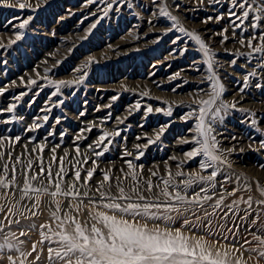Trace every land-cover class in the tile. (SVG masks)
Here are the masks:
<instances>
[{
    "label": "rangeland",
    "instance_id": "1",
    "mask_svg": "<svg viewBox=\"0 0 264 264\" xmlns=\"http://www.w3.org/2000/svg\"><path fill=\"white\" fill-rule=\"evenodd\" d=\"M185 1L7 0L12 5L9 7L5 6V0H0V45H3L0 47V139L8 138L2 149L5 157L0 160V175H3L5 162L11 169L16 158H20V163L15 164V185L7 190L10 193L7 200L2 198L5 190L0 189V204L17 206V218L22 227L37 225L35 231L23 237H19L21 226L12 225L11 229H5V232L15 231L17 237L25 241L22 247L26 250L30 251L31 245L40 240L41 231H47L40 225L50 224L53 229L56 227L50 218L51 212L56 210L51 196L40 194L39 211L35 216L25 206L31 207L36 194L29 193L31 200L28 197L21 199L20 189L24 183L22 173L27 170L29 160L33 162V172L38 175V157L42 156L45 169L52 164L55 176L59 158L63 157L66 174L62 188L67 190L69 185L76 184L84 205H88L89 198L100 200L96 189L105 171L111 177V187L105 184L103 191L110 196H118V187H122L133 202H138L137 194L147 197L149 201H155L157 197L159 201L165 200L160 195V189L164 187L162 180L169 178V170L173 175V184L178 189H183L182 181L190 174L208 176L214 170L200 168V163L206 160L202 155L191 160L184 155L196 146L191 141L196 136L194 125L197 118L193 116L186 120V114L193 109L198 114L199 104L193 101L207 99L206 93L211 89V82L205 79L209 75L207 64L203 53L198 50L199 46L186 34L174 28L169 31L173 22L159 14L162 5H166L171 15L177 17L178 26L201 36L214 53L213 71L225 88L222 99L225 103L238 102L236 110L230 109L227 114L221 111L222 124L217 118L213 125V134L219 141L220 152L217 154L222 153V158L227 161L216 165L218 175L215 192H231L233 188L239 187L236 196H228L225 204H230L238 197L247 199L251 195L254 198L253 209H260L261 206L255 200L261 198L257 186H264V147H261V141H264V87L257 88L256 84L264 85V53H255L246 46L251 35L259 36L264 32V14L257 10L260 0H255L252 7L246 5L245 9L233 6L231 0H203V3L190 0L188 4ZM19 3L25 7L20 8ZM239 3L240 0H237V5ZM244 10H249V19H237ZM230 12L236 15L230 17ZM257 15L261 16L260 21H256ZM25 20L28 22L24 28H20ZM204 20L210 22L215 36L223 42L215 43L210 35L201 33L197 22ZM250 22L257 23L258 28L253 30ZM17 35L21 38L16 39ZM224 36H227V40H224ZM241 38L245 40L243 46L239 43ZM252 43L255 46L260 41L254 40ZM233 60L235 65L231 64ZM188 65H196L201 71H193L189 76L179 75V70ZM253 71L256 75L248 77V86L245 87L244 77ZM241 88H244L243 93ZM12 106L14 108L9 112ZM149 107L152 108L151 112L147 111ZM169 108L172 109L171 116L166 115ZM212 115L210 111L208 121ZM252 120L256 123L253 124ZM105 133L108 134L107 138L98 143ZM233 135L236 136L235 140L231 139ZM139 136L144 137V140L133 145ZM16 137H20L18 142ZM9 140L12 141L10 148ZM150 140L154 143H148ZM40 146L44 149L42 153ZM53 148L56 163H52ZM105 148L108 151L104 155H95ZM9 150L12 153L11 160L7 157ZM140 153L143 155L136 159ZM85 157L87 163H83ZM93 161H96V170L85 186L83 182L87 171L93 167ZM127 161L143 165L142 172L136 169V182L131 177L124 179V173L128 171ZM178 164L181 165L179 169ZM77 169L81 172L79 183L74 179ZM177 171H182L184 175L175 176ZM33 172H28V175L31 176ZM7 175L11 179V171ZM117 177L122 181L119 184ZM226 177L230 178L221 187ZM149 180L154 185L152 192L146 190ZM32 184L54 190L44 176H39ZM157 184L159 187H155ZM245 186H250L251 192L245 190ZM134 187L137 192L132 191ZM201 187L207 185L193 184L187 195L191 197ZM85 192L87 198L84 197ZM215 198H219L218 195ZM57 199L61 202V216L68 213L78 220H82L83 216L88 220L86 208L82 207L79 214L74 211L72 206L78 201L63 196ZM211 203L213 201L205 204L209 211ZM246 207L243 203L240 205L241 209ZM20 212H24V216ZM198 214L202 216L203 212L198 209ZM255 214L253 211L248 222ZM219 215L222 213L218 212ZM243 215L244 212L240 211L239 216ZM239 216L230 217L227 226L234 227L232 220L235 219L240 224L239 243H244L243 238L247 236L251 244L245 247H255L259 251L260 246L245 231L248 223H242ZM189 218L195 220L190 213ZM209 219H213L214 228L217 224L225 223L212 217ZM260 223H264V216L251 230L256 232ZM257 235L261 233L257 232ZM208 238L223 240L217 236ZM10 239L12 243H17L16 238ZM4 242L5 235L0 232V243ZM225 242L235 243L231 239ZM47 246L46 241L38 264H48ZM37 248L39 251L38 243ZM241 251L248 264H264L258 251L251 254L252 259H248L249 253L244 249ZM6 254H9L7 249L0 255ZM0 264H7V260H0Z\"/></svg>",
    "mask_w": 264,
    "mask_h": 264
},
{
    "label": "snow or ice",
    "instance_id": "2",
    "mask_svg": "<svg viewBox=\"0 0 264 264\" xmlns=\"http://www.w3.org/2000/svg\"><path fill=\"white\" fill-rule=\"evenodd\" d=\"M89 2H95V0H89ZM155 2V0H154ZM203 3V0H199ZM233 6H238L241 9H245L246 5L252 7L255 4V0H240L237 5V0H231ZM5 6H12L5 0ZM20 8H24L23 3H19ZM30 7V5H29ZM177 8L179 5L176 6ZM257 10L264 14V0H260ZM107 10H105V15ZM159 14L163 17H167L172 21V26L169 28L171 31L173 28L180 33L186 34L191 41H194L199 46L198 50L203 53L205 63L207 64L209 75L205 78L211 82V89L207 92V99L194 100V103L199 104L198 114L197 110L186 114L185 119L196 116L197 122L194 125L196 136L193 137L191 143L196 145L190 151L184 155L187 159L191 160L197 156H203L206 160L200 163L202 170L213 168L214 170L208 176L197 174H190L186 179L182 181L183 189H178L173 184V175L169 170V178L163 179V188L160 189V195L165 200L159 201V197L155 201H149L147 197L137 194V201L133 202L131 196L125 193L122 187H118V196H110L107 192L103 191L105 184L111 187V177L108 171L103 173V180L97 187V192L100 194V200L95 201L89 198L88 205L83 204L80 192L76 188V184H71L65 190L62 188V181L64 179L65 168L64 158H59L58 171L55 176L52 172V164H49L47 169L43 165V157L40 156V172L35 174L32 169V161L29 160L27 163V170L22 174L24 175L23 187L20 189L21 199L28 197L29 193H35V202L31 207L25 206L27 211L31 212L33 216L37 215L40 205V194L46 193L52 197V202L56 206V210L51 212L50 218L53 223L56 224L55 229L50 224H42L39 227L47 229V231L40 232V240L37 242L40 245L39 251L37 243L31 245V250H26L22 245L25 241L19 239V237L26 236L29 232L35 231L37 225L31 224L27 228L21 226V221L17 218V212L19 209L15 204L10 207L6 204H0V232L5 235V242L0 243V254L5 253V249L9 254L0 255V260H7V264H38L41 261V255L44 252V245L47 241V261L48 264H248V260L244 257V251L249 253L248 259H252V253L257 252L258 249L255 247L247 248L245 245L251 244V241L245 236L244 243H239L240 236V224L236 223V220H232L234 227H228L227 221L230 217L239 216L240 211L244 212L243 216H239V220L242 223H248V227L245 229L247 234H250L254 241L260 246L258 256L264 259V223H260L256 228V232L251 229L257 225L258 220L261 216H264V186L258 185V191L260 199H256L255 203L260 205V209H253L254 198L249 195L247 199L238 197L233 199L230 204H225V200L228 196H236V192L240 188H233L231 192L220 191L215 192L216 189V177L218 175V169L216 165L227 163L225 158H222L223 154H217L220 152L219 141L216 139L215 128L213 125L217 122L223 123V117L220 116L221 111L225 114L231 109L236 110L238 102L225 103L222 99L223 93L225 92L224 85L221 83L219 76L213 71V56L209 47L201 39V36L195 31H186L182 26H178L177 17L171 15L167 10L166 5L160 7ZM236 15L234 12H230V17ZM250 16L249 10H244L241 17L237 19L248 20ZM256 21L261 20V16L255 17ZM28 21L25 20L20 24V28H24ZM151 23V22H150ZM235 23V21H233ZM241 27V25H236ZM250 27L255 30L258 28L257 23L250 22ZM224 31H227L226 29ZM243 31V29H242ZM20 35H17L16 39H20ZM224 40H227V36H224ZM258 40L260 43L253 45V41ZM14 42V41H10ZM223 42V41H222ZM239 43L245 45V40L241 38ZM3 45H0L2 47ZM248 48L252 49L255 53H264V32L259 36L253 34L247 40ZM232 65H235V60L231 61ZM264 66V65H262ZM256 73L253 71L245 75V87L248 86V77L255 76ZM35 83V81H30ZM59 87V86H57ZM257 88L264 87L259 83L256 84ZM241 93L244 92V88L240 89ZM219 102V104H217ZM216 105L214 111L213 106ZM14 106L8 109L9 112L13 110ZM139 108V105H137ZM148 112L152 111V108L147 109ZM160 111V109H157ZM213 112L212 119L207 120L209 112ZM166 115H172V109L169 108ZM254 115V114H253ZM48 119L47 116L44 117ZM255 124L256 121L252 120ZM38 127V125H34ZM163 128L161 129V133ZM119 135V133H116ZM107 133L102 135L98 143L103 142L107 138ZM8 138L0 139V160H4L5 151L4 141ZM20 137H16L15 140L18 142ZM159 139V135L157 136ZM232 140L236 139V136L231 137ZM187 142V141H186ZM148 143H154V141H148ZM12 141L9 140V148L11 147ZM261 147H264V141H261ZM43 146H40L41 153L43 152ZM35 151V149L33 150ZM108 148H105L101 152L95 153V155L102 156L104 152H107ZM231 151V150H230ZM52 163L57 162L55 156V148L52 149ZM77 156L80 155L79 147L76 148ZM67 155V153H65ZM129 155V153H125ZM143 153L136 156L139 159ZM8 160L12 159V153L9 150L7 152ZM171 159H175L172 157ZM88 159L85 157L83 163H87ZM20 163V158L17 157L13 162L11 169H9L8 162L3 165V175H0V189L5 190L2 198L7 200L10 193L7 191L15 185L17 169L15 164ZM79 163V161H77ZM93 167L87 171L86 178L84 179V185L88 184V181L93 177L96 170V161H93ZM230 166V165H229ZM180 164L177 165L179 169ZM128 171L124 173V179L131 177L133 182L137 181L138 173L136 171L139 168L142 172L143 165H135L132 161H127ZM11 171V179L8 177V173ZM28 172H33L31 176ZM45 172L47 173L45 175ZM156 175L155 172L152 173ZM182 171H177L175 176H183ZM39 176H44L48 181L49 186L53 187L54 190L49 191L48 187H35L32 181H35ZM230 177H226L221 182V187ZM74 179L77 183L81 180V172L77 169L74 173ZM118 184L120 178L117 177ZM193 184L207 185V187H201L198 192H195L191 197L187 195L188 190ZM154 185L149 180L147 181V191L152 192ZM159 187V185H155ZM173 189L169 191V189ZM245 190L251 192L250 186H245ZM133 192H137V188L132 189ZM183 193V194H182ZM203 193V195H201ZM211 193V194H209ZM87 192L84 193V197L87 198ZM218 195L219 198H215ZM71 197L72 200L78 201L72 207L77 214L80 213L81 208H86L88 211V220L81 222L76 216L64 213L60 215L61 207L60 200L58 197ZM117 201H127L126 203H120ZM209 201H213L209 205L211 211L205 207ZM247 205L246 208L241 209V204ZM198 209L203 212L201 216L198 214ZM224 209H227L225 211ZM255 211V216L250 222L248 217ZM218 212L222 215L218 216ZM189 213L195 220L189 218ZM24 216V212L19 213ZM223 220L225 223H220L213 227V219ZM27 218V217H25ZM182 218L180 227H174L175 222ZM89 221L91 223H89ZM12 225L21 226L19 231V237H17L15 231L5 232V229H11ZM201 230L205 234H201ZM222 230V231H219ZM257 232L261 235H257ZM228 234H231L229 236ZM217 236L223 240H233L235 243L221 244L219 239L210 240L208 237ZM10 237H14L17 243H12ZM52 245H55L53 247ZM238 245V246H237ZM33 253H36L33 256ZM239 253V255H237ZM32 257L31 260L28 258Z\"/></svg>",
    "mask_w": 264,
    "mask_h": 264
},
{
    "label": "bare ground",
    "instance_id": "3",
    "mask_svg": "<svg viewBox=\"0 0 264 264\" xmlns=\"http://www.w3.org/2000/svg\"><path fill=\"white\" fill-rule=\"evenodd\" d=\"M187 4L190 2V0H187V1H185ZM202 18H204V17H202ZM211 26L212 25H210V22H208V20H204V21H202V22H197V27L201 30V33L203 34V35H210L211 36V38L210 39H212V41L213 42H215V43H220V42H222V40L220 39V38H217V35L215 36V34H214V30H212L211 29ZM165 61H168L167 59H165ZM158 64V63H157ZM157 64H155V65H157ZM180 71V73H179V75H181V76H189L190 74H193V71H201V68H199L198 66H196V65H188V66H184L181 70H179ZM224 76H226L225 75V73L223 74ZM155 78H157V77H155ZM187 79V78H186ZM152 83V82H151ZM150 83V84H151ZM233 88H236V85H233ZM153 90V89H152ZM231 90H234V89H231ZM183 100H188V99H183ZM144 140V137H141V136H139V137H137V138H135V140H134V143H133V145H138V144H140V143H138V142H140V141H143ZM86 219H85V217L83 216V218H82V220H80L81 222H84ZM182 223V221H181V218L180 219H178L176 222H175V224L173 225L174 227H177V228H179L180 227V224ZM202 233V232H201ZM229 236H231V234H228ZM210 240H212L211 238H209ZM220 243L221 244H231V243H227V242H225V240H220ZM238 255V254H237ZM257 260H259V259H257ZM256 260V261H257ZM258 262V261H257Z\"/></svg>",
    "mask_w": 264,
    "mask_h": 264
}]
</instances>
